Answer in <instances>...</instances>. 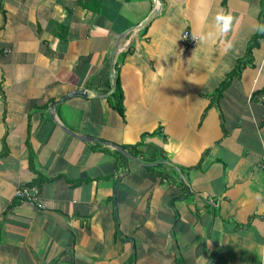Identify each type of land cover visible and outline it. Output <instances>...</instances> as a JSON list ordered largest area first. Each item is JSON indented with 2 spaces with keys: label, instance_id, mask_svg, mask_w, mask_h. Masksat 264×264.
Listing matches in <instances>:
<instances>
[{
  "label": "crops",
  "instance_id": "crops-1",
  "mask_svg": "<svg viewBox=\"0 0 264 264\" xmlns=\"http://www.w3.org/2000/svg\"><path fill=\"white\" fill-rule=\"evenodd\" d=\"M261 26L264 0H0V264H264ZM115 48L123 113L54 104L108 93Z\"/></svg>",
  "mask_w": 264,
  "mask_h": 264
},
{
  "label": "water",
  "instance_id": "water-1",
  "mask_svg": "<svg viewBox=\"0 0 264 264\" xmlns=\"http://www.w3.org/2000/svg\"><path fill=\"white\" fill-rule=\"evenodd\" d=\"M157 9H155L147 19H145V21H143V23L139 26H137L136 28L138 29H141V28H144L145 26H147L148 24L151 23V21L154 19V17L156 16L157 14ZM117 51H118V48H115L114 51L112 52V57H111V62H110V80H111V84H112V88L111 90L106 93V94H94L92 93L91 91H88L86 89H76L75 91L69 93L68 95H65L62 99L56 101L54 104L57 105L58 103H61L63 101H65L67 98H69L70 96L72 95H75V94H79V95H83L85 97H97V96H110L111 94H113L117 88H118V80H117V77H116V69H115V62H116V54H117ZM53 108H54V105H53ZM69 132H71L69 129H67ZM89 139H92V140H98V141H102V142H107L106 140H103V139H100L98 137H92L90 136ZM116 146L117 149H119L120 151L123 152V148L117 144H114ZM168 163H170L171 165H174L172 162H169L167 161ZM185 183L186 181L183 180ZM189 185V183H187Z\"/></svg>",
  "mask_w": 264,
  "mask_h": 264
},
{
  "label": "built area",
  "instance_id": "built-area-1",
  "mask_svg": "<svg viewBox=\"0 0 264 264\" xmlns=\"http://www.w3.org/2000/svg\"><path fill=\"white\" fill-rule=\"evenodd\" d=\"M189 32H185L184 38L188 39ZM261 100L264 102V95L261 96ZM40 194V189L37 185H22L16 191V196L22 199L35 200Z\"/></svg>",
  "mask_w": 264,
  "mask_h": 264
},
{
  "label": "trees",
  "instance_id": "trees-1",
  "mask_svg": "<svg viewBox=\"0 0 264 264\" xmlns=\"http://www.w3.org/2000/svg\"><path fill=\"white\" fill-rule=\"evenodd\" d=\"M117 80H118V88H117V91L112 96V101L114 103V106L121 113H123V111H124L123 88H122V85H121V79H120V75L119 74L117 75Z\"/></svg>",
  "mask_w": 264,
  "mask_h": 264
},
{
  "label": "clouds",
  "instance_id": "clouds-1",
  "mask_svg": "<svg viewBox=\"0 0 264 264\" xmlns=\"http://www.w3.org/2000/svg\"><path fill=\"white\" fill-rule=\"evenodd\" d=\"M217 27L219 28L220 32L227 31L228 25L224 23L223 17L217 16ZM258 30L264 31V26L259 27ZM212 38V35L204 37L205 40H210Z\"/></svg>",
  "mask_w": 264,
  "mask_h": 264
}]
</instances>
